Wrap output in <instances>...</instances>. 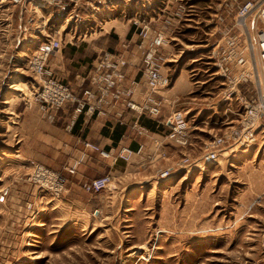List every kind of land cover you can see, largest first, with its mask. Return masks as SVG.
Listing matches in <instances>:
<instances>
[{
	"label": "rangeland",
	"instance_id": "obj_1",
	"mask_svg": "<svg viewBox=\"0 0 264 264\" xmlns=\"http://www.w3.org/2000/svg\"><path fill=\"white\" fill-rule=\"evenodd\" d=\"M240 2L245 0H191L201 9L199 25L169 31L165 50L175 61L163 71L187 87L170 110L186 113L193 149L168 144L162 157L148 153L114 162L116 173L100 172L112 159L90 151L92 179L110 175L111 182L96 194L86 193L84 182L82 193L68 203L60 195L75 183L81 160L69 174L66 167L77 160L54 154V147L36 136L30 111L38 107L33 95L39 79L27 59L37 41L58 31L61 49L89 41L67 52L66 69L84 63L90 69L101 52L119 51L128 41L132 47L126 54L132 50L135 43L125 34L130 24L118 13L91 18L85 10H23L0 1V264H264L263 141L231 147L215 165L159 179L182 153L201 156L203 143L237 124V107L226 111L217 102L215 108L202 107L193 83L213 78L211 92L222 88L212 76L211 50ZM49 73L46 68L45 76L52 77ZM32 164L64 177L58 197L38 187Z\"/></svg>",
	"mask_w": 264,
	"mask_h": 264
},
{
	"label": "built area",
	"instance_id": "obj_2",
	"mask_svg": "<svg viewBox=\"0 0 264 264\" xmlns=\"http://www.w3.org/2000/svg\"><path fill=\"white\" fill-rule=\"evenodd\" d=\"M2 1V0H0ZM8 4L26 7L33 10L63 9L70 14L85 10L92 16H108L118 13L133 28L137 40L133 49L139 55L142 70L141 82L145 85L140 94V101L134 97L138 94L139 81L126 78L124 69L132 62L126 57L131 49L130 41L123 43L116 52H101L95 59L86 87L75 91L60 80L46 75V64L49 58L62 47L59 32L46 34L37 41L35 49L27 59L29 71L39 79L34 88V103L39 111L51 119V113L69 106L72 109L73 121L86 113L105 115L106 105H121L139 118L149 116L160 118L166 134L162 141L157 142L159 157L166 154L168 144L183 151L193 149L189 135V121L185 112L170 110L162 115L164 91L171 88L173 79L163 71L167 64L175 60L170 58L165 47L169 45V31L172 27H188L198 24L196 17L198 8L191 0H4ZM2 5V4H0ZM159 6H161L159 8ZM149 13V14H148ZM215 12L212 16L217 17ZM221 40L211 50L212 76L219 80L222 87L212 97V106L217 104L231 111L237 107L240 111L236 125L226 127L222 134L202 144L199 157L182 153L172 167L160 173L159 179H167L180 171L198 168L204 169L215 165L231 147L249 148L258 141L264 142V0H245L236 5L232 23L221 27ZM240 32L232 34V32ZM132 55V52H131ZM168 67V66H167ZM217 102V104H216ZM114 108V107H113ZM123 119L121 112L116 113ZM132 128L141 139H148L150 131L136 122ZM87 151H93L101 159H112L113 162H129L134 157L150 155L151 149L142 143L133 151L125 145L115 150H105L99 146L83 142ZM80 161L66 167V172L75 174ZM32 177L39 188L49 191L58 197L65 186V179L58 172L44 166L32 164ZM111 182L110 175H104L86 181L83 190L88 194L100 193L107 189Z\"/></svg>",
	"mask_w": 264,
	"mask_h": 264
},
{
	"label": "crops",
	"instance_id": "obj_3",
	"mask_svg": "<svg viewBox=\"0 0 264 264\" xmlns=\"http://www.w3.org/2000/svg\"><path fill=\"white\" fill-rule=\"evenodd\" d=\"M196 8L199 9L197 6ZM200 14L201 9H199L196 15L198 17V23L200 21ZM133 33L131 26L125 32L127 34L126 37L134 44L136 41ZM79 42L80 44H89V41L82 40ZM79 42L74 41L68 43L67 49L62 48L56 51L49 58V65L46 64V68L49 69V74L53 78L69 84L75 91H79L81 86L86 87L88 85L92 66L96 59L91 63L90 69H86L89 67V64L84 63L80 65V69L73 68L67 70L63 58L68 51L73 48H78L77 43ZM115 50L112 49L111 51ZM126 57L131 60L132 65L126 67L124 72L127 79L139 81L138 94L134 97V100L139 102V96L145 88V85L141 82L142 66L140 58L133 48L126 54ZM212 80L213 78H208L205 80H197L193 83L198 88L196 90L197 93H195V100L198 99L199 105L202 107H209L212 104V97L216 93L211 92L214 88L211 84ZM181 82L177 78L175 83H173V87L168 91V94L166 95L165 93L162 95L164 97V106L161 110L163 116L171 109L170 103L172 100L178 99L179 97L177 96H181L180 94L187 92V87ZM204 86L208 87L204 88ZM177 92H180L179 95L176 94ZM189 93L191 92L189 91ZM103 107H105V115L97 116L86 113L79 116L73 123L72 109L69 106L52 112L51 119H47V115L42 114L38 107H33L30 111L32 113L30 118L34 122L33 127L36 128V136L40 138L41 143L52 145L54 147L52 149L55 152L54 154H64V157L66 159L70 158L71 162L81 160V166L77 169L76 175L72 177L75 183L70 184L68 188L66 187V190L64 189L60 195L62 196L64 194L65 201L68 203L71 199L77 197L79 193H82V184L92 179L94 175L93 171H91L92 153L85 150L78 143L90 142L105 150H115L121 145H125L135 151L139 144L143 142L145 146L151 149V152L156 153V151L158 152V148H156L157 142L162 141L166 134L160 118H151L149 116H141L138 118L135 113L124 110L121 105H106ZM119 112L123 114V119L121 120L116 117V113ZM201 112L204 111L199 109L198 113ZM136 121L139 126L145 127L150 131V137L148 139H141L137 136L135 129L132 128L133 123ZM56 148L58 153H56ZM115 169L114 162L111 161L110 163L102 164L99 170L100 172L108 171L110 173H116L117 171ZM59 171L62 172V168Z\"/></svg>",
	"mask_w": 264,
	"mask_h": 264
}]
</instances>
